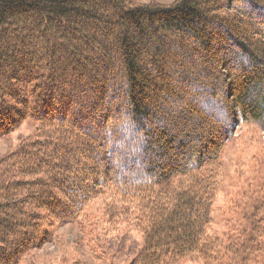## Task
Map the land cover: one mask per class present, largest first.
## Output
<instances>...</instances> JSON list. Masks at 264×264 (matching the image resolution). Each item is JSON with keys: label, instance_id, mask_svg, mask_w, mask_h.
Returning <instances> with one entry per match:
<instances>
[{"label": "trees", "instance_id": "obj_1", "mask_svg": "<svg viewBox=\"0 0 264 264\" xmlns=\"http://www.w3.org/2000/svg\"><path fill=\"white\" fill-rule=\"evenodd\" d=\"M26 119L0 159V264L68 224L111 264L264 254V200L234 239L210 232L223 150L264 127V0H0V138ZM97 201L132 227L108 238Z\"/></svg>", "mask_w": 264, "mask_h": 264}, {"label": "rangeland", "instance_id": "obj_2", "mask_svg": "<svg viewBox=\"0 0 264 264\" xmlns=\"http://www.w3.org/2000/svg\"><path fill=\"white\" fill-rule=\"evenodd\" d=\"M141 3L156 2L171 4L175 0H138ZM34 129L30 119L0 138V159L13 150ZM217 197L212 211V234L230 240L239 234V227L247 224L248 216L254 212V201L264 200V127L256 121L241 125L229 139L223 150V167L219 172ZM104 201L95 202L89 209L91 217L104 222ZM110 224L108 238L118 239L132 227L131 218L117 217ZM133 230V229H132ZM93 234V232H91ZM128 242V256L134 252L138 242L142 241L140 231H132ZM264 240V238H263ZM94 251H93V250ZM94 252V253H93ZM98 254H96V253ZM108 255L102 254L99 243L91 235L83 232L77 225L68 224L55 232L53 240L28 255L22 264H111ZM107 257L105 262L104 258ZM130 260V259H129ZM112 260L113 264H126ZM176 264H203L198 255H189ZM245 264H264V254H258Z\"/></svg>", "mask_w": 264, "mask_h": 264}]
</instances>
